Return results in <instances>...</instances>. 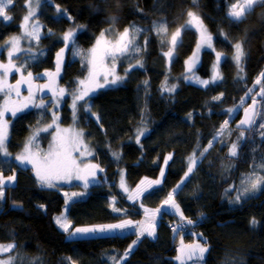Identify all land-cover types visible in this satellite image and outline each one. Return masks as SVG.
I'll return each instance as SVG.
<instances>
[{"label":"trees","instance_id":"obj_1","mask_svg":"<svg viewBox=\"0 0 264 264\" xmlns=\"http://www.w3.org/2000/svg\"><path fill=\"white\" fill-rule=\"evenodd\" d=\"M233 1L236 0H197L194 5L192 0H41L36 12L42 31L34 46L41 52L35 59L25 52L14 57L20 71L13 70L6 78L15 84L30 71L35 77L33 89L42 81L49 84V78L43 74L55 73L57 53L65 49L60 74L51 81L53 84L58 79L66 89L59 108L60 125L73 122L67 93L86 77L88 50L101 31L114 26L121 32L131 24L145 30L137 37L141 52L116 60L118 76L124 79L97 89L78 103L75 123L84 131L94 164L99 168L95 169L94 181L85 194L73 199L67 208L72 229L82 224L115 222L123 217L140 219V205L162 206L184 178L189 156L194 151L199 156L209 141L212 146L174 195L183 216L194 223L187 224L176 214L163 211L156 236L150 238L145 234L125 259L121 257L137 239L136 232L68 238L54 219L65 204L61 189L41 186L30 168H19L12 160L0 158L1 173L17 172L15 184L4 187V198L0 200V244H16L12 253L18 257L16 264H70L69 258L77 264H113L112 258L119 264H177L173 257L178 237L182 233L185 240L192 241L191 231H200L209 249L204 264H264V187L237 204L230 203L253 164L264 161V129L260 127L264 119L257 116L249 130L236 127L241 112L261 88L255 81L264 72V4L254 6L242 21L234 22L228 16ZM57 6L65 11L58 13ZM189 10L201 17L213 37V48L224 54L219 67L223 79L203 87L184 77L185 61L198 40L194 29L181 30V42L169 67L166 66L164 53L171 47V35L185 24ZM26 11V0H13L8 8L12 19H0V45L9 35L20 31ZM112 16L117 18L115 25L110 20ZM164 22L167 34L157 35L153 24ZM81 25L84 27H78ZM69 30L75 36L66 48L62 36ZM239 41L247 52L242 62V80L232 59L233 45ZM5 55V48H0V63L8 64ZM214 55L212 49L201 52L196 69L200 76L211 75ZM137 60L142 61L143 67H134L125 75V70ZM165 81L168 87L176 86L174 92L163 89ZM21 88L28 91L27 85ZM249 88L253 91L245 96ZM218 96L219 100L213 99ZM258 101L257 112H264V98ZM231 108L235 111L228 113ZM52 117L53 110L48 105L32 107L15 116L9 129L8 151L19 152L24 139L35 128L49 124ZM225 120L229 123L223 135L217 136ZM138 130H146L139 143ZM37 139L39 148L45 151L51 143V131L39 133ZM234 141L238 154L231 157L229 146ZM114 152L119 159L113 157ZM167 154L171 159L153 194L145 193L134 201L127 198L118 185L121 172L132 191L141 180L159 176ZM253 218L255 225L250 223ZM181 223L186 229H181ZM171 224L174 228H169Z\"/></svg>","mask_w":264,"mask_h":264},{"label":"snow or ice","instance_id":"obj_2","mask_svg":"<svg viewBox=\"0 0 264 264\" xmlns=\"http://www.w3.org/2000/svg\"><path fill=\"white\" fill-rule=\"evenodd\" d=\"M193 4L197 3V0H192ZM13 0H0V19L3 21H10L12 19L11 16L8 15V8L12 5ZM41 0H26V7L28 8L27 14L23 17L22 23L20 25L22 31L20 35L13 36L10 40L5 41L3 45H0V48L9 46L8 47V64L0 63V93L4 95V103L0 105V155L5 157L10 156L11 153L8 151V139H9V121L5 118L7 113H11L13 117L17 115V113L23 111L24 108L29 107L31 103L32 106L36 108H44L45 104L41 101L39 104L35 103L34 97L35 92L33 91V81L35 77L33 76L32 72L27 73V77L21 75V78L16 81V83L8 84L5 80V77L8 76L13 70L20 71V68L16 66L13 62L14 57L18 53L22 52H31L32 49H24L20 47L21 40L27 39L32 40L35 39L39 41L40 39V25L35 20L36 11L40 7ZM258 4H264V0H236L235 3H232L228 12V16L234 21L239 22L254 9V6ZM119 7V5H117ZM62 10L57 6V12L61 13ZM187 21L184 25L181 26L180 29H177L172 35L170 39L171 47L169 51L165 52L164 55L172 58L175 49L180 43L181 37V30H191L195 29L199 33V41L197 43V52H194L192 57L189 58L191 63L186 61L188 64L187 71H192L193 64L198 59V51L201 48L207 47L212 48V35L208 32L207 28L204 25L203 20L201 17L189 10L187 12ZM116 16L110 17L112 25H115ZM84 27V26H78ZM153 29L156 31L157 35H166L168 32L167 24L164 23H154ZM143 28L137 27L135 24H131L128 27H125L122 32L118 31L114 26H110L105 30L101 31L99 37L96 39L95 45L88 50L87 56V68H88V75L85 79H81L77 81V87L70 93H67L72 96V109L73 115L75 117V111L78 106L79 101H84L86 97L93 92H95L99 88H103L106 85H115L121 82L124 77L115 75L114 73V66L113 69H109L105 65V60L107 58H111L112 61H116L120 57H124L130 53H140L141 47L137 44V37L144 32ZM108 35H112L113 38L109 39ZM75 32L73 30H69L63 34L62 40L65 42V47H68L69 42L74 41ZM147 41H145L146 43ZM163 43V40L161 41ZM234 54L232 59L234 60L237 68L239 69L238 78L244 79L241 75L244 69L242 67V62L245 60L247 56V52L244 49V45L242 41L236 42L234 45ZM65 49H61L59 53H57V62H56V71L55 73L46 72L43 75H46L50 83L46 85H36V91L42 92L45 88L49 89L53 93V97L56 99V102H59V98L63 97L66 94V89L59 88L53 89L52 83L55 77H58L61 71V54L64 52ZM217 64L214 65V72L211 80H198L199 83L202 85H209L211 83H216L218 80L223 79L222 75L219 71H216L217 65L221 61L222 54L217 52L216 53ZM32 59H35L33 56ZM143 67V63L141 60H137L135 65H130L129 69L125 70V75L127 72L134 67ZM111 77V78H110ZM100 78H103L104 83L101 84L99 82ZM185 79H190V77H185ZM147 83V81H145ZM256 85H261L260 91L257 92L254 96H252V105L244 109L245 118L240 121L241 125H247L251 127L256 123V117L260 116L264 119V112H257L256 106L260 103L257 100V96L264 98V72L260 73V76L255 81ZM21 85H27L28 89V97L25 98L24 103L19 105L16 100H12L13 93L17 98L21 96L20 87ZM164 90L168 92H174L176 86L172 85L171 87L167 86V81H165L164 85L162 86ZM253 89L249 88L245 92V96H248ZM223 94H221L222 96ZM221 97H214L213 99L219 100ZM51 99V98H50ZM243 101V98H242ZM86 111H90V108H86ZM235 111V108L228 109L227 112L231 113ZM95 115V113H93ZM58 117L55 115L53 116L52 124L48 125V127L43 129H37L25 142L23 150L20 154L16 155L15 160L18 161L20 164H31L34 171L37 182L43 186L48 188H55L56 181L65 180L71 181L72 179L83 180L84 187L87 188L88 184L90 183L89 177L94 178L96 173L93 169L99 168L98 165L95 164H83L81 167V162L77 160L76 157L73 156L74 152L79 153L80 156H85V151L82 149H86L87 145L84 142V132L82 130H73V129H61L57 124ZM97 120L99 117L97 116ZM229 121L225 120L224 123L220 126V129L217 131V136H222L223 132L225 131V127L228 125ZM56 125V135L53 137V143L49 147V152L44 156H40L38 152H33V146L37 140L39 132L41 131H48V128H51L52 125ZM261 129H264V124L260 125ZM146 130H138V134L136 137L137 143H139L140 136L144 134ZM264 135V132H262ZM243 138V132H241V137ZM213 139H216L214 136ZM239 139V138H238ZM212 146V142L209 141L208 147H205L203 151L199 153V156L195 153L189 156L187 171L184 173V178L182 179L181 183L173 189L167 196V199L163 201V205L161 208H157L152 213V223L148 225V227H144L143 224L137 222L134 223L131 220H123L120 223L116 224H103V225H94L90 227H77L72 229L71 228V221H69L65 215L62 213L59 216H56L55 223L56 225L69 236H87L89 234H96V233H105V232H112L116 230L124 231L125 229H132L134 228L137 234V239L129 245V248L123 254L121 259H125L132 248L140 241L141 237L147 236L155 237V215L157 213L163 214V210L165 207L169 209H175L179 212V205L176 203L174 199V195L176 194L177 190L182 187L186 179L190 176V174L195 169L198 160L200 157H203L204 154L208 151V148ZM237 148L238 144L233 143L229 149L228 155L231 157L237 156ZM87 155H91V152H88ZM115 159H119L118 153H112ZM168 159H171V156L165 159V164H167ZM103 171V169H100ZM84 173V174H82ZM264 161L259 164H253L252 171L245 175V178L241 180L242 187L236 188V196L230 201V203L237 204L241 202L244 197H246L249 193H254L260 191L262 187H264ZM160 177H164V169L161 168ZM15 179L14 176L7 177V181L11 182ZM147 180V178H145ZM145 180L140 182V185H137V195H143L147 193L148 195L153 194L155 191L154 186H158L161 184V179H156L147 182V187H141V185L145 184ZM5 179L3 178L2 174H0V200L4 198V187ZM120 187L124 189L125 192L128 191L127 187H125L123 181V175L121 176V183ZM152 190V191H149ZM228 190H226L227 192ZM85 193L83 192H73L71 196L68 193H65V197H67L65 201V211L69 207L70 202L72 201L73 197L83 196ZM130 200H135L136 197L133 195H129L128 197ZM115 203V199H113V204ZM43 208V205H40ZM114 211H120V209H113ZM147 212V210H146ZM181 220L184 221L186 218L183 216V213L180 212ZM187 224H193L194 222L190 219L186 220ZM251 224L255 225L257 222L253 218L250 221ZM178 230V229H177ZM16 248V244L9 243V244H0V264H16L18 257L12 255L13 251ZM178 255L175 257L180 264H186V261H192V264H200L201 261L204 259L205 253L209 251L208 247L202 245L200 243H196L194 245L184 246L181 243V247L177 250ZM6 257V258H5ZM113 259V264H119L116 258ZM70 264H77L76 261H72L69 258Z\"/></svg>","mask_w":264,"mask_h":264},{"label":"rangeland","instance_id":"obj_3","mask_svg":"<svg viewBox=\"0 0 264 264\" xmlns=\"http://www.w3.org/2000/svg\"><path fill=\"white\" fill-rule=\"evenodd\" d=\"M236 1H233V3H235ZM231 6V5H230ZM38 10V9H37ZM27 12H28V8H27V11H26V13H25V15L27 14ZM9 15V14H8ZM24 15V16H25ZM23 16V17H24ZM22 20H23V18H22ZM35 20L39 23V25H40V29H39V32H40V34H41V31H42V25H41V23H40V21H39V19H38V16H37V12H36V17H35ZM20 23H22V21L20 22ZM195 30V29H194ZM21 31H22V29H21V27H20V31L19 32H16V33H12L11 35H9L7 38H6V40L5 41H8V40H10V38L11 37H13V36H18V35H20V33H21ZM196 31V30H195ZM122 32V31H121ZM209 32V31H208ZM196 33H197V35H198V40H197V43H198V41H199V33L196 31ZM108 38L109 39H112L113 38V36L112 35H108ZM4 41V42H5ZM95 42L91 45V47L89 48V49H91L94 45H95V43H96V40H94ZM4 42H3V44H4ZM36 40L35 39H32V40H27V39H24V40H21V43H20V47L21 48H24V49H28V48H31L32 49V51L31 52H25L26 54L25 55H28L29 57H36L41 51H40V49L39 48H34V46H35V44H36ZM197 43H196V46L194 47V49H193V51H192V53H191V55H189V57L186 59V61H188L189 63H191V61L189 60V58L190 57H192V55H193V53L194 52H197ZM2 44V45H3ZM8 47L9 46H5L4 48H5V52H6V55L5 56H7V61H8ZM204 49H212V51L215 53V59H214V62H213V64H212V67H211V75L209 76V77H202V76H200L198 73H197V71H196V69H197V66L199 65V61H200V57H201V52L204 50ZM218 51H216L213 47L212 48H207V47H204V48H201L199 51H198V59H197V61L193 64V66H192V71L191 72H189V71H187V68H188V64H186V61H185V66L183 67L184 68V77H190V79H185L187 82H190V83H193V84H196V85H199V86H205V85H202L201 83H199L198 82V80H211V78H212V76H213V72H214V65H216L217 64V58H216V53H217ZM219 53H221V52H219ZM20 53H18V54H16V56L17 55H19ZM222 54V58H221V61H222V59L224 58V54L223 53H221ZM174 55V54H173ZM15 56V57H16ZM173 57V56H172ZM166 58H167V68L169 67V65H170V61H171V59L169 58V57H167L166 56ZM221 61L219 62V64L217 65V68L215 69L216 71H219V73H220V70H219V67H220V63H221ZM105 65H106V67L107 68H109V69H113V66H114V73H115V75H118V73H117V68H116V61H112L111 60V58H107L106 60H105ZM87 73V75H88V72H86ZM87 75H86V77H87ZM85 77V78H86ZM84 78V79H85ZM111 78V77H110ZM197 78H198V80H197ZM5 80H6V82L8 83V84H12V83H10L8 80H7V78L5 77ZM99 82L101 83V84H103L104 83V80H103V78H100V80H99ZM41 84H43L44 85V83H43V81L42 82H40ZM39 83V85H41ZM60 83L58 82V79L57 80H55L54 81V83L52 84V88L53 89H59V88H63L61 85H59ZM14 85V84H13ZM116 85V84H115ZM36 86V85H35ZM106 86H112L111 84L110 85H106ZM105 86V87H106ZM47 89V88H46ZM20 91H21V96L19 97V98H17L16 96H15V94L13 93V96H12V100H16L17 101V103L19 104V105H22L23 103H24V100H25V98H27L28 97V95H29V93H28V91H26V92H24L23 90H22V88L20 87ZM33 91L35 92V97H34V100H35V103H37V104H39L41 101H43L44 102V104L45 105H48V106H50L51 107V109L53 110V116L55 115L56 117H58V120H57V124L59 125V127L61 128V129H73V130H77V131H79V130H82V128H80V127H78L77 125H76V123H75V120H76V113H77V109H76V111H75V117H74V115H73V109H72V117H73V122L71 123V124H69V125H60L59 124V108H60V105L62 104V102H63V100H64V97H65V95L63 96V97H60L59 98V102L57 103L56 102V99L53 97V93H52V91H50L49 90V92L47 93L45 90L44 91H42V92H37L36 91V87L33 89ZM44 95H47L48 97H45ZM0 96H1V98H0V105H2L3 103H4V95H3V93H0ZM51 98V99H50ZM72 96L70 95V106L72 105ZM80 102V101H79ZM78 102V103H79ZM241 106V104L239 105V107ZM32 107H34V106H32V104L30 103L29 104V107H27V108H24L23 109V111H21V112H19V113H22V112H24V111H27L28 109H30V108H32ZM239 109H237V111H238ZM19 113H17V115L19 114ZM16 115V116H17ZM8 121H9V129H10V127H11V123H12V121H13V119L15 118V117H13L12 115H11V113H7L6 114V117H5ZM52 121H53V117H52V120H51V122L49 123V124H46V126L45 125H42V126H39L38 128L39 129H43V128H46V127H48V125H50V124H52ZM38 128H35L25 139H24V141H23V145H22V148H21V150L19 151V152H15V154H11L10 156H7V157H5V156H3V155H0V158H3V159H9V160H12L14 163H15V165H17V167H19V168H30V171H32V173L34 174V176H35V171H34V169H33V167H32V165L31 164H20L18 161H16L15 160V157H16V155H18V154H20L21 152H22V150H23V147H24V144H25V142H26V140L38 129ZM48 131H51V136H52V139H51V143H50V145L53 143V137L56 135V125L55 124H53L52 125V127L51 128H48ZM83 131V130H82ZM9 132H10V130H9ZM41 132H44V131H41ZM41 132H39V133H41ZM84 132V131H83ZM85 135V134H84ZM39 136V135H38ZM240 137H241V135H240ZM38 138V137H37ZM83 139H84V142H85V144L87 145V148L86 149H82L83 151H85V156H80L79 155V153H77V152H74L73 153V156L74 157H76L77 158V160L78 161H80L81 162V167H83V164H88V163H90V164H94V161H93V159H92V156H93V153H92V149H91V147H90V144H89V142L87 141V139H86V137L84 136L83 137ZM233 143H236V141H234ZM233 143H231L230 144V146H229V149H230V147H231V145L233 144ZM49 147L50 146H48L47 147V149L44 151V150H42V149H40L39 148V139H37L36 140V142H35V145L33 146V149H32V151L33 152H38L39 153V155L40 156H44L45 154H47L48 152H49ZM88 152H91V155H87V153ZM169 156H171L170 154H167V156L165 157V159L166 158H168ZM168 161H169V159H168ZM168 163V162H167ZM166 167H167V164H165V160H164V162H163V165H162V168L164 169V175H165V171H166ZM93 171H95V169H93ZM16 173L17 172H15V171H13V172H11V173H9V174H3V173H1L0 172V174H2V176H3V178L5 179V184H6V186H8V185H14L15 184V182H16ZM82 174H84V173H82ZM123 175V181H124V184H125V187H127V189H128V191L127 192H125L124 191V189H122L121 187H120V183H121V176ZM10 176H14L15 177V179L13 180V181H11V182H9V181H7V177H10ZM125 176V173L122 171L121 172V174H120V176H119V181H118V185H119V189L122 191V192H124V193H126L127 195H128V197H129V195H133V196H135L136 197V199H139L142 195H137V192H136V190H137V186H135V188L131 191V189H130V187H129V185H128V183H127V181H126V177H124ZM36 177V176H35ZM156 179H161V181H162V178L160 177V174H159V176L156 178ZM156 179H148L147 178V180H145V179H143V180H145V184L144 185H141V187L143 188V187H147V182L148 181H152V180H156ZM89 180H90V183H92L93 181H94V178H92V177H89ZM142 181V180H141ZM56 183V187H58V188H60L61 190L60 191H62V193H63V195L65 194V193H68L69 194V196H71V193H73V192H83V193H85V190H86V188L84 187V182H83V180H77V179H72L71 181H65V180H59V181H56L55 182ZM89 183V184H90ZM89 184H88V186H89ZM138 185H140V183L138 184ZM87 186V187H88ZM154 187H156V186H154ZM145 195V194H144ZM79 197H81V196H79ZM79 197H73L72 198V200L73 199H76V198H79ZM127 197V198H128ZM64 198H65V201H66V199H67V197H65V195H64ZM135 199V200H136ZM132 201H134V200H132ZM157 208H161V206H158V207H150V206H147V205H140V211L142 212V217L140 218V219H132V218H130V217H123V218H121V219H119V220H117V221H115V222H110V223H106V224H116V223H120L121 221H123V220H131V221H133L134 223H137V222H139V223H141V224H143L144 225V227H148V225L149 224H151L153 221H152V219H151V217H152V213L154 212V210L155 209H157ZM146 210H147V212H146ZM163 211H165V212H168V213H174V214H176L177 215V217L178 218H181V216H180V212H182L181 211V208H180V206H179V212H177L175 209H169V208H167V207H165L164 208V210ZM62 213H65V215L67 214V211H65V204H64V206H63V208H62V211H61V213L59 214V215H61ZM58 215V216H59ZM161 216V214L160 213H157L156 215H155V220L157 219L158 220V218ZM67 217V216H66ZM155 222V221H154ZM94 225H103V224H92V225H79V226H76V227H74V228H77V227H90V226H94ZM73 228V229H74ZM181 229H186V226L184 225ZM128 232V231H134V232H136L135 231V229L134 228H132V229H125L124 231H120V230H116V231H112V232H105V233H96V234H89V235H87V236H69L68 234H67V237L68 238H80V237H92V236H99V235H102V234H112V233H125V232ZM156 232H157V228L155 227V236H156ZM193 236V240L192 241H187V240H185L184 239V234H180V236L178 237L179 239H178V244H177V250L181 247V243H183V245L184 246H188V245H194V244H196V243H200V244H202V245H205V246H207L206 245V243L203 241L204 239H203V235H202V233L200 232V231H191L190 232ZM147 235V234H146ZM150 238H154V237H150ZM203 239V240H202ZM206 254V253H205ZM178 255V251H176V254H175V256L173 257L174 258V261L177 263V264H180V262L179 261H177L176 259H175V257ZM205 256V255H204ZM6 258V257H5ZM186 264H192V261H186ZM200 264H204L203 263V261H201L200 262Z\"/></svg>","mask_w":264,"mask_h":264},{"label":"water","instance_id":"obj_4","mask_svg":"<svg viewBox=\"0 0 264 264\" xmlns=\"http://www.w3.org/2000/svg\"><path fill=\"white\" fill-rule=\"evenodd\" d=\"M257 98V100L258 99H260L261 97H259V96H257L256 97ZM252 105V101L251 102H249V104L245 107V108H247V107H250ZM256 110H257V106H256ZM245 118V113H244V110L241 112V114H240V118H239V123L236 125V127H239L240 129H243V130H249L251 127H249V126H247V125H241L240 124V121L242 120V119H244Z\"/></svg>","mask_w":264,"mask_h":264},{"label":"built area","instance_id":"obj_5","mask_svg":"<svg viewBox=\"0 0 264 264\" xmlns=\"http://www.w3.org/2000/svg\"><path fill=\"white\" fill-rule=\"evenodd\" d=\"M158 224V220H156V225ZM184 226V223H181V227ZM169 228H174V224H171Z\"/></svg>","mask_w":264,"mask_h":264}]
</instances>
